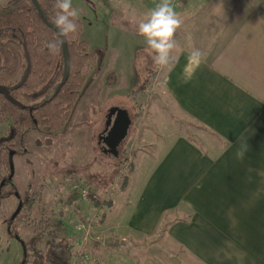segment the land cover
<instances>
[{
    "label": "crops",
    "instance_id": "1",
    "mask_svg": "<svg viewBox=\"0 0 264 264\" xmlns=\"http://www.w3.org/2000/svg\"><path fill=\"white\" fill-rule=\"evenodd\" d=\"M179 14L183 25L198 16ZM179 31L174 66L154 74L166 107L152 104L163 115L151 123L158 142L139 140L155 147L146 171L124 189L121 241L152 242L161 232L163 242H180L202 261L264 264V13L245 14L216 47L180 42ZM193 48L204 54L199 62L188 59ZM104 243L77 242L70 263L164 264L125 254L119 260L116 245Z\"/></svg>",
    "mask_w": 264,
    "mask_h": 264
},
{
    "label": "rangeland",
    "instance_id": "2",
    "mask_svg": "<svg viewBox=\"0 0 264 264\" xmlns=\"http://www.w3.org/2000/svg\"><path fill=\"white\" fill-rule=\"evenodd\" d=\"M6 1L0 0V5ZM158 1L72 0L73 7L80 10L81 37L98 59L86 65L85 82L64 125L30 131L25 151L12 156L17 195L0 198V264H20L23 259L24 264H34L35 250L45 252L49 237L44 232L43 239L35 243L32 237L39 230V221L46 218L61 221L71 248H76L77 242H112L119 260L125 257L138 262L150 257L164 264H231L199 260L182 243L173 239L163 242L161 232L152 242L121 241L125 232L118 229L117 215L124 189L146 171L155 147L139 140L158 142L151 123L156 115L155 121L163 115L156 113L152 104L158 99L166 107L161 87L151 77L154 70L137 73L134 66L143 39L137 35L136 25ZM172 4L178 13L188 11L192 18L198 15L196 20L182 24L179 32L183 35L180 42L190 38L201 47H216L218 39L250 11L264 13V0H172ZM113 107L124 109L131 120L126 137L117 146V156L104 152L99 140ZM136 112L140 118L146 112L140 125ZM177 123L181 129L192 131L185 121L177 119ZM143 128L147 134L140 132ZM7 133L8 126L0 123V137ZM28 197H33L31 210L21 207L11 218L18 203ZM79 224L82 230H77ZM15 235L24 242L25 255ZM113 262L110 264H123Z\"/></svg>",
    "mask_w": 264,
    "mask_h": 264
},
{
    "label": "trees",
    "instance_id": "3",
    "mask_svg": "<svg viewBox=\"0 0 264 264\" xmlns=\"http://www.w3.org/2000/svg\"><path fill=\"white\" fill-rule=\"evenodd\" d=\"M42 14L50 22L55 0H37ZM51 23V22H50ZM77 34L66 40L69 53V73L65 83L53 95L63 75V53H50L47 42L60 39L58 33L42 19L32 0H7L0 5V85L9 96L0 93V123L8 126V133L0 137V198L15 194L8 155L25 151L26 135L39 127L59 129L67 121L85 82L84 69L98 57L89 43L81 37L82 22L78 20ZM23 83L14 88L26 73ZM154 71L151 74L154 78ZM147 82L139 89H144ZM140 113L136 112L135 117ZM33 197L22 201V209L31 210ZM97 205V204H96ZM95 205V206H96ZM32 243L41 241L44 232L49 237L46 251L35 250L34 264H71V245L65 238L61 221L40 220ZM31 243V242H28Z\"/></svg>",
    "mask_w": 264,
    "mask_h": 264
},
{
    "label": "clouds",
    "instance_id": "4",
    "mask_svg": "<svg viewBox=\"0 0 264 264\" xmlns=\"http://www.w3.org/2000/svg\"><path fill=\"white\" fill-rule=\"evenodd\" d=\"M54 15L50 22L58 29V36L63 39L49 41L46 44L49 52L58 51L60 43L78 33L80 10L74 8L72 0H55ZM183 20L176 12L172 0H159L136 25V33L142 37V45L137 52L135 69L137 73L149 68L154 71L168 69L174 66L173 53L177 49L175 39L177 30L181 28ZM204 54L196 48L188 55L190 61L199 62ZM246 148L236 152L238 159H243Z\"/></svg>",
    "mask_w": 264,
    "mask_h": 264
},
{
    "label": "water",
    "instance_id": "5",
    "mask_svg": "<svg viewBox=\"0 0 264 264\" xmlns=\"http://www.w3.org/2000/svg\"><path fill=\"white\" fill-rule=\"evenodd\" d=\"M32 2L35 8L37 9L38 13L44 20V22H46L48 26L53 28L58 33V29H56L52 23L48 22L45 16L42 14V11L40 9V6L37 0H32ZM60 39H63V38L60 37ZM61 45H62L63 63H64L63 75H62L61 81L57 84L53 95H55L59 91L61 86L65 83L68 77V73H69V53L67 49L66 40H64V42H62ZM27 72H28V69L26 70V73L21 78V80L14 86V88L19 87L23 83L27 75ZM0 93H3L6 96H9V91L5 86L0 85ZM113 115H115V118L112 121ZM130 123H131V120L127 112L124 109L119 108V107H113L108 111L106 115V124H105L106 129H108L107 133L106 135L99 137V140L103 141V143L106 146V148L104 149V152L111 153L114 156L118 155L117 146L126 137ZM13 154L14 152L10 151L8 155L9 168H10V174L8 176V179H11L13 176V161H12ZM15 195H17V192H15ZM21 207H22V202L20 201L18 203L16 210L12 214L11 218H14L17 215ZM15 238L20 242L22 249H23V255H25L26 248H25L24 242L17 235H15ZM24 261L25 260L23 259L20 264H24Z\"/></svg>",
    "mask_w": 264,
    "mask_h": 264
},
{
    "label": "flooded vegetation",
    "instance_id": "6",
    "mask_svg": "<svg viewBox=\"0 0 264 264\" xmlns=\"http://www.w3.org/2000/svg\"><path fill=\"white\" fill-rule=\"evenodd\" d=\"M113 117L115 118V115L112 116V121H113V119H114ZM109 127H110V126H109ZM109 127H108V128H109ZM107 130H108V129H105L104 133H103L100 137H102L103 135H106ZM100 141H101V140H100ZM101 144H102V148H103V151H104V149L106 148V146H105V144L103 143V141H101Z\"/></svg>",
    "mask_w": 264,
    "mask_h": 264
},
{
    "label": "built area",
    "instance_id": "7",
    "mask_svg": "<svg viewBox=\"0 0 264 264\" xmlns=\"http://www.w3.org/2000/svg\"><path fill=\"white\" fill-rule=\"evenodd\" d=\"M77 230H82L83 229V225L82 224H79V225H77Z\"/></svg>",
    "mask_w": 264,
    "mask_h": 264
}]
</instances>
